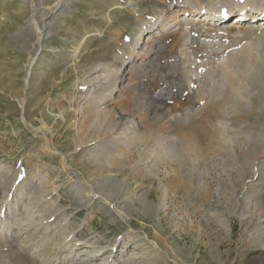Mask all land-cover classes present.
<instances>
[{
  "label": "rangeland",
  "instance_id": "374dc122",
  "mask_svg": "<svg viewBox=\"0 0 264 264\" xmlns=\"http://www.w3.org/2000/svg\"><path fill=\"white\" fill-rule=\"evenodd\" d=\"M123 1L0 0V264H264V15Z\"/></svg>",
  "mask_w": 264,
  "mask_h": 264
},
{
  "label": "bare ground",
  "instance_id": "6f19581e",
  "mask_svg": "<svg viewBox=\"0 0 264 264\" xmlns=\"http://www.w3.org/2000/svg\"><path fill=\"white\" fill-rule=\"evenodd\" d=\"M59 3H60V1H58L56 4V7H58L59 6ZM133 4H132V2L130 1V0H124L123 1V5H118L117 3L116 4H113V6L114 7H119V6H132ZM112 6V8H114ZM237 6V8H238V10L240 11V13L238 14V15H241L242 16V18H245L246 17V8H249V10H256V11H260L258 14H255V15H257V16H261V15H264V0H244V2L242 3V4H239V5H236ZM55 8V7H54ZM200 9V8H199ZM203 9V8H202ZM202 9H200V10H198V11H200V13L201 14H203V15H211L212 14V16L211 17H215V16H225L226 15V13H222V12H220L219 10H217V9H215V8H212V7H207V8H205L204 10H202ZM189 11V9L188 10H186L184 13H189L188 12ZM47 12V11H46ZM243 15H244V17H243ZM253 17V16H252ZM204 18H206V16L204 17ZM240 19V18H239ZM33 21H34V19H32ZM35 22V21H34ZM38 29H39V37H40V33H41V31H42V29L41 28H39L38 27ZM83 40V39H82ZM139 42H140V37H138V39H136V42L134 43V48H136L137 47V45L139 44ZM81 43V42H80ZM81 45V44H80ZM79 45V46H80ZM79 46H77L76 47V49L73 51V54H77V52H78V49H79ZM28 72V71H27ZM26 75H27V73H26ZM115 85V84H114ZM100 96L98 95L96 98H95V100H94V102H98L99 100H100ZM93 102V101H92ZM94 104V103H93ZM144 105V104H143ZM90 106H91V104H90ZM96 106V105H95ZM141 106H142V104H141ZM144 107V106H143ZM239 108V107H238ZM95 110V109H94ZM93 110V111H94ZM45 132V131H44ZM117 137H119V136H117ZM122 138H124V137H122ZM128 138V137H127ZM129 139V138H128ZM133 139V138H132ZM131 139V140H132ZM119 140V139H118ZM121 140V139H120ZM122 140H124V139H122ZM134 143H135V141H134ZM122 144V145H121ZM120 145H121V147H123V148H118L117 150H116V154H117V156H119L120 154H123V153H128L129 151L131 152V150L129 149L133 144L132 143H130V141L128 142L126 139L123 141V142H121L120 143ZM133 147V146H132ZM137 148V147H136ZM133 149V148H132ZM165 150V149H164ZM167 151H165V155L166 156H171L172 155V153H171V150H168V149H166ZM233 153V152H232ZM126 156V155H125ZM169 159V158H168ZM2 211H1V208H0V213H1ZM4 218V217H3ZM2 219V216L0 215V220ZM2 222V221H1ZM6 223V222H5ZM2 225V224H1ZM7 226V225H6ZM5 226V227H6ZM9 227V226H8ZM3 231V230H2ZM0 238L1 239H6V234H5V232H1L0 233Z\"/></svg>",
  "mask_w": 264,
  "mask_h": 264
}]
</instances>
